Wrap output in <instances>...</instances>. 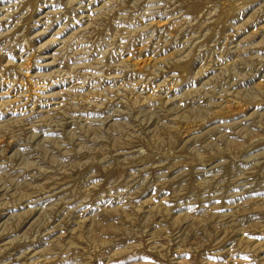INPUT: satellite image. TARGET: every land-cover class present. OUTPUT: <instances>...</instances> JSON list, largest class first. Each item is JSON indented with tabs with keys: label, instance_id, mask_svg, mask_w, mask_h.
<instances>
[{
	"label": "rangeland",
	"instance_id": "374dc122",
	"mask_svg": "<svg viewBox=\"0 0 264 264\" xmlns=\"http://www.w3.org/2000/svg\"><path fill=\"white\" fill-rule=\"evenodd\" d=\"M0 264H264V0H0Z\"/></svg>",
	"mask_w": 264,
	"mask_h": 264
}]
</instances>
